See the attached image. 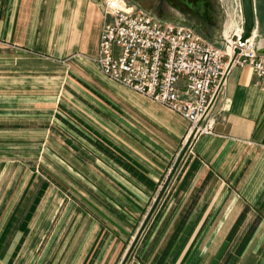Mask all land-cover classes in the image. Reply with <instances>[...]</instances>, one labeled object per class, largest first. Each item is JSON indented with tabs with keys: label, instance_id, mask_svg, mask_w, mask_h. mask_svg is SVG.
Returning <instances> with one entry per match:
<instances>
[{
	"label": "crops",
	"instance_id": "0c3cea01",
	"mask_svg": "<svg viewBox=\"0 0 264 264\" xmlns=\"http://www.w3.org/2000/svg\"><path fill=\"white\" fill-rule=\"evenodd\" d=\"M180 1L224 47L218 5ZM103 2L0 0V264H122L156 202L126 264H264L258 78L231 70L187 150L185 118L98 68Z\"/></svg>",
	"mask_w": 264,
	"mask_h": 264
},
{
	"label": "built area",
	"instance_id": "2783aa9c",
	"mask_svg": "<svg viewBox=\"0 0 264 264\" xmlns=\"http://www.w3.org/2000/svg\"><path fill=\"white\" fill-rule=\"evenodd\" d=\"M218 1L226 17L233 10L231 23H236L230 32L223 31L224 47L206 40L189 23L160 19L127 0L103 2L106 22L95 58L98 68L111 82L185 118L190 124L187 150L198 135L212 130L213 109L235 66L250 67L264 92V55L257 51L255 36L241 40V0Z\"/></svg>",
	"mask_w": 264,
	"mask_h": 264
},
{
	"label": "rangeland",
	"instance_id": "374dc122",
	"mask_svg": "<svg viewBox=\"0 0 264 264\" xmlns=\"http://www.w3.org/2000/svg\"><path fill=\"white\" fill-rule=\"evenodd\" d=\"M127 1L131 6H135L140 11L152 14L155 17H158L163 20L167 19V21H169L170 18L174 17V15L177 14L176 10L178 7L180 8V6H182V8L188 9V5H186V3L184 2L181 4L180 0H127ZM231 1L232 0H228L227 4H231ZM211 3H213V5H216V6L218 5V7L220 8L219 17H220L221 28L223 29V31H224L223 23H225L226 19L229 20L228 27L229 26L230 28H233L234 26L236 27V23L234 25L231 23L234 17V15L232 14L233 12L232 9L228 12V15L226 17L225 16L226 14L221 9V6L218 0H215V1L211 0ZM255 3H256V12H257V21H258L257 30L255 33V41L257 43L261 39H264V0H255ZM233 21H235V19H233ZM183 22L187 23L189 21L185 20ZM189 24H191L195 28L198 27L197 24L195 25L193 23H189ZM225 30H228V28L226 27ZM230 31L231 29L229 30V32ZM59 173L62 174V172H59Z\"/></svg>",
	"mask_w": 264,
	"mask_h": 264
},
{
	"label": "water",
	"instance_id": "95a60500",
	"mask_svg": "<svg viewBox=\"0 0 264 264\" xmlns=\"http://www.w3.org/2000/svg\"><path fill=\"white\" fill-rule=\"evenodd\" d=\"M242 2V8H243V17H244V28H243V33L241 35V40L243 42H245L248 39H251L255 36L256 30H257V26H258V21H257V12H256V3L255 0H241ZM257 51L259 54L264 55V39H261L260 41L257 42ZM240 53V50L237 49L236 50V54ZM157 203L155 204L154 208L152 209V211L150 212L147 220L145 221L140 233L138 234L136 240H135V244L137 243L138 239L140 238L142 232L144 231L147 223L149 222L156 206ZM135 244L132 246L128 256L126 257V259L124 260V262L122 264H126L129 256L131 255Z\"/></svg>",
	"mask_w": 264,
	"mask_h": 264
}]
</instances>
